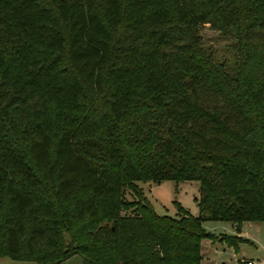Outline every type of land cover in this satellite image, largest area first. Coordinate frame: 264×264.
<instances>
[{"label": "trees", "instance_id": "16d2710c", "mask_svg": "<svg viewBox=\"0 0 264 264\" xmlns=\"http://www.w3.org/2000/svg\"><path fill=\"white\" fill-rule=\"evenodd\" d=\"M164 179L199 181L198 214L154 210L141 183ZM206 219L264 220V0H0V256L200 264L203 238L238 249Z\"/></svg>", "mask_w": 264, "mask_h": 264}, {"label": "rangeland", "instance_id": "374dc122", "mask_svg": "<svg viewBox=\"0 0 264 264\" xmlns=\"http://www.w3.org/2000/svg\"><path fill=\"white\" fill-rule=\"evenodd\" d=\"M203 43L215 50L218 57L233 60V50L230 39L221 35L217 30L204 26L201 28ZM145 195L150 200L158 214L174 216L177 212V200L191 214H198L196 197L199 195V181L196 179L180 180L164 179L149 184L141 183ZM126 197L133 198V193L126 190ZM202 227L215 235H240L244 240L238 242V249L226 242L203 238L201 240L200 264H246L244 260L264 261V220H243L238 227L231 221L211 220L202 221ZM215 244L216 247L212 246ZM240 259V260H239ZM0 264H42L33 260L15 259L8 255L0 256ZM60 264H82V258L74 253L65 258Z\"/></svg>", "mask_w": 264, "mask_h": 264}, {"label": "built area", "instance_id": "2783aa9c", "mask_svg": "<svg viewBox=\"0 0 264 264\" xmlns=\"http://www.w3.org/2000/svg\"><path fill=\"white\" fill-rule=\"evenodd\" d=\"M246 264H264V261L259 262V261H253L252 259L244 260Z\"/></svg>", "mask_w": 264, "mask_h": 264}, {"label": "crops", "instance_id": "0c3cea01", "mask_svg": "<svg viewBox=\"0 0 264 264\" xmlns=\"http://www.w3.org/2000/svg\"><path fill=\"white\" fill-rule=\"evenodd\" d=\"M212 246L216 247V245H215V244H212ZM239 260H240V259H239Z\"/></svg>", "mask_w": 264, "mask_h": 264}, {"label": "water", "instance_id": "95a60500", "mask_svg": "<svg viewBox=\"0 0 264 264\" xmlns=\"http://www.w3.org/2000/svg\"><path fill=\"white\" fill-rule=\"evenodd\" d=\"M149 184H151V182H149Z\"/></svg>", "mask_w": 264, "mask_h": 264}]
</instances>
